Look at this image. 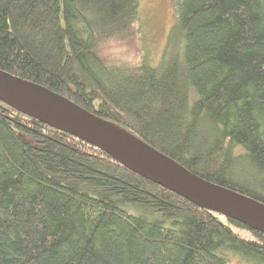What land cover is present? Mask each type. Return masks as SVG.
I'll list each match as a JSON object with an SVG mask.
<instances>
[{"label": "trees", "instance_id": "trees-1", "mask_svg": "<svg viewBox=\"0 0 264 264\" xmlns=\"http://www.w3.org/2000/svg\"><path fill=\"white\" fill-rule=\"evenodd\" d=\"M172 2L153 64L140 0H0V69L264 205V0ZM0 264H264V234L0 98Z\"/></svg>", "mask_w": 264, "mask_h": 264}, {"label": "water", "instance_id": "water-1", "mask_svg": "<svg viewBox=\"0 0 264 264\" xmlns=\"http://www.w3.org/2000/svg\"><path fill=\"white\" fill-rule=\"evenodd\" d=\"M0 83L9 93L11 100L8 102L2 95L0 98L10 103L15 109L30 118H35L41 123H45L52 129L65 131L73 137L87 141L89 144L97 147L108 154L113 160L119 162L127 169L141 173L148 179H152L161 185L163 184L170 190L176 191L183 197L195 201L202 208L217 212L226 218L239 221L248 229H252L264 234V205L257 203L250 198H245L239 194L228 190L232 194L238 195L249 201L255 207H246L233 199L228 198L206 178H201L192 173L175 159L169 158L163 152L148 145L141 138H136L128 131L115 125L109 120H105L94 115L86 109L72 104L63 96L43 88L41 85L31 80L17 77L0 69ZM43 89L46 93L37 94V91ZM59 101L67 105L66 109H46L33 104V101ZM102 132L107 137L102 140L96 135V132ZM145 171L154 172L162 175L167 180H173L182 188L175 185H168L154 178H150Z\"/></svg>", "mask_w": 264, "mask_h": 264}, {"label": "rangeland", "instance_id": "rangeland-1", "mask_svg": "<svg viewBox=\"0 0 264 264\" xmlns=\"http://www.w3.org/2000/svg\"><path fill=\"white\" fill-rule=\"evenodd\" d=\"M141 19L138 23L141 32L140 48L141 55L147 54L148 60L156 64L166 43V37L171 26L175 22V12L172 0H140ZM137 46V44H135ZM121 51H117L118 57L126 59L129 63H134L136 49L121 46ZM245 235V233H244Z\"/></svg>", "mask_w": 264, "mask_h": 264}, {"label": "bare ground", "instance_id": "bare-ground-1", "mask_svg": "<svg viewBox=\"0 0 264 264\" xmlns=\"http://www.w3.org/2000/svg\"><path fill=\"white\" fill-rule=\"evenodd\" d=\"M40 93H46V94L50 95V93H48L46 90H43V89H40V90L37 91V94H40ZM0 95H2L8 102L14 103L11 100L9 93L4 89V87L1 85V83H0ZM33 104H35V105H37L39 107L42 106V107H44L46 109H50V110H52V109L62 110V109H66L67 108V105L64 102L48 101V100H43V99H41V101L34 100ZM96 135L99 136L102 140H106L107 139V137L102 132L97 131ZM145 174L148 175L150 178H154V179L159 180L161 182L163 181V182H165L166 184H168L170 186L175 185L178 188H182L175 181L167 180L165 177H163L162 175L160 176L157 173H154V172H151V171L150 172L145 171ZM220 190L223 192V194L225 196H227L228 198L233 199L235 202H238V203H240V204H242V205H244L246 207H253V208L255 207L249 201L245 200L244 198H242V197H240L238 195L232 194L228 190H225L223 188H221Z\"/></svg>", "mask_w": 264, "mask_h": 264}]
</instances>
